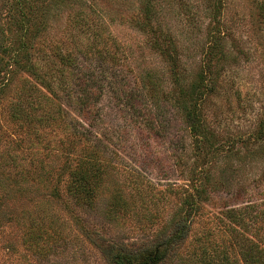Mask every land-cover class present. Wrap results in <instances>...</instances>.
<instances>
[{
  "label": "rangeland",
  "instance_id": "obj_1",
  "mask_svg": "<svg viewBox=\"0 0 264 264\" xmlns=\"http://www.w3.org/2000/svg\"><path fill=\"white\" fill-rule=\"evenodd\" d=\"M146 1L40 0L19 40L14 0H0V264H264V0H151V24ZM213 7L222 54L200 152L178 98L201 77ZM82 157L101 166L88 200L68 173Z\"/></svg>",
  "mask_w": 264,
  "mask_h": 264
},
{
  "label": "trees",
  "instance_id": "obj_2",
  "mask_svg": "<svg viewBox=\"0 0 264 264\" xmlns=\"http://www.w3.org/2000/svg\"><path fill=\"white\" fill-rule=\"evenodd\" d=\"M44 1V0H43ZM38 3H40V0H14V10L17 11L16 14L20 17V23L23 27V32H21L19 36V40L23 38L30 37V34L35 33V27L38 23V21L35 20V17L37 18V13L41 10L38 6ZM42 3V2H41ZM153 3L151 0H147L145 3V13L148 21L151 24V16L153 14ZM260 13L262 15V19L264 20V2L260 4L259 6ZM212 12V19H214V22H218V27L216 28L214 26L213 32L210 36V41L208 47L205 49L204 53L207 55V61L203 63L202 69L200 71L201 77L198 76V81L194 82L190 88L188 87H181L180 95L178 98V102L181 105V108L183 109L186 121L189 125V129L191 132V135L194 138L196 148L198 151L203 152L200 148L206 147L210 143V138L207 135L206 127L202 121V116L200 114V103L204 98V95L209 91V85L207 83V80L209 79V74L213 71V62H217V58L222 54V51H218L220 47H222V42L220 38V17L221 12L215 7L211 9ZM31 21H34V23H30ZM162 37L164 38V41L162 45L158 43L160 46H162V50L167 54L168 57H171L172 60H175L174 56H177L174 52L176 51V45L173 40V38L165 36L162 34ZM25 48L24 42L21 43V46L18 48H15L12 46L13 49V59L15 60V57H21L22 55H25L23 53H19L20 49ZM220 50V49H219ZM56 58L59 59V61L68 67H73L74 69L79 68L80 60L78 58L79 55L73 53V51L69 50H62V47H59V50L55 53ZM83 58H87V56H84ZM177 58V57H176ZM30 61H28L29 63ZM21 61H19L18 64H20ZM175 67V65H174ZM62 74L65 73L63 69L60 70ZM33 74V73H32ZM75 82L78 84L80 88H83V101L80 99L81 103L80 106H84L86 108L87 105H90L95 98V93L93 92L92 88H87L83 85V82L90 81L89 77H87L85 74L78 77L76 75ZM85 80V81H83ZM201 82V83H200ZM25 94V93H23ZM20 104V103H19ZM18 104V106H19ZM18 108V109H17ZM91 109V106H90ZM22 110L20 107H16L14 111ZM25 111L22 110L20 114H24ZM76 166L73 168H70L68 173L72 180L73 187V193H80L82 196V199L88 200L86 196L91 194L95 191L97 188L96 180L93 176H98L101 173V166L97 164V167L93 168L90 163V158L88 157H82L81 159L77 160ZM100 177V176H99ZM81 198V197H80ZM186 235V226L184 224H177V227L172 231L171 235L167 239V243L169 244H175L177 241L184 238ZM116 264H129L127 261L122 257H117ZM157 260L156 255H148L146 259H144L140 264H155L154 262Z\"/></svg>",
  "mask_w": 264,
  "mask_h": 264
}]
</instances>
